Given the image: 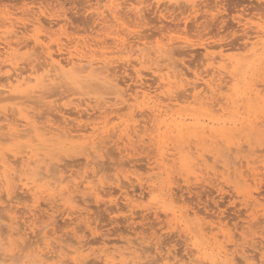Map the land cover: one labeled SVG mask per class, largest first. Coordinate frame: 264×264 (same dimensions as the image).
I'll return each mask as SVG.
<instances>
[{
    "label": "bare ground",
    "instance_id": "6f19581e",
    "mask_svg": "<svg viewBox=\"0 0 264 264\" xmlns=\"http://www.w3.org/2000/svg\"><path fill=\"white\" fill-rule=\"evenodd\" d=\"M168 1L169 3L172 2L171 4L176 3V5H181L180 3H182L180 0ZM168 1L166 0L167 3H164L165 1L163 0H89V11L95 16L94 26L90 31V35L85 34L82 36H71V32L68 33L66 31L65 25L70 20V16L65 10L62 13H54V11H50L52 8L49 7L48 10L42 7V4L37 7L36 5L34 7L23 6V15L18 17L16 16L17 13L10 11L11 9L9 11L0 9V100H18L19 111L17 112H20V115L17 116L15 110L16 114L1 111L0 147L4 140L10 139L18 142L27 140L26 146L30 148V150L26 151V155H20V157L18 155L22 152L15 151L13 148L9 152L0 154V211L8 210L9 214L5 216L10 217V220L14 221L7 229L5 227V231H3L4 223H1L2 213H0V244L5 246L0 252V264H37V262L39 264H49L50 261L55 260H66L71 262V264H77V262L89 264L90 260L91 262L94 260L90 259V256L96 254L97 250H99V253L96 257L104 258L105 264H149V261H155L148 254L147 246H144L147 249L143 247L140 239L133 240V238H127L128 236L118 239V242H114L115 240L105 236L99 237L100 239H96L97 237L95 236V240L78 238L72 242L70 241L71 239L69 240L70 237L66 238L68 235L65 236L63 233V236L59 235V230H57L58 228L53 218V220L51 219L52 221L46 222L42 229H39L41 230L38 231L40 233L44 231L41 238L36 233L34 235L38 238L34 237L35 239L32 240L30 234L32 232L35 233L36 228H39L36 227L40 219L36 208L40 207L39 198L43 194L50 196V198L51 196L57 198V200L67 199L76 207L79 204H83L84 206L79 209L72 208L75 210L69 211L68 214L71 215L78 212L79 215L76 219L85 221L84 225L86 226H83L91 230L92 233L96 232V227H93V223L89 219L90 216H88L91 206L89 205L91 200L88 203L86 198L88 194L90 197L94 196L96 201L108 196V201L115 203L113 205L116 209L128 208L132 214L135 212L136 214L147 212L146 214L150 213L149 215H154L159 220L164 214V216L169 218L167 221L168 228L173 227V225L179 227L185 224L188 232H194V227L202 234L211 232L210 238L214 239V243L200 239L197 237L196 231L194 237L191 235L193 238L191 244L188 243L191 246V248H187L189 252L179 255L173 249L174 253L171 249H168V259L165 260L168 264H171L170 259H174L176 263L184 261L181 264H229V261L233 260L236 261V264H239L240 261L250 259L251 255H249V252L254 248L259 249V245L247 241L248 238L245 236L247 233L243 230L241 231L245 227L244 224L252 225L255 220L261 218L260 215L264 216V213L258 214L261 208L258 209L257 206L263 193H261L259 187L256 191L252 190L243 193L245 202L243 201L242 204L246 205V209L245 212H241L236 217L240 218L245 213H248V215H244L247 217L243 216V225H239L242 223L241 221L240 223L239 221L236 222L232 231L225 227L223 212L220 210L216 215L209 212L210 214L207 217L210 220L206 217L207 220L203 221L200 218L199 210L195 208L185 211L177 209L178 205L176 206L175 203L180 201L181 198H177V195V199L174 197L177 190L176 192L173 191L175 186L173 187V182H168L167 179H171L175 168H178L184 174L195 173L197 175L196 166L199 160L195 153L196 151L193 150L196 149L198 152L200 146L197 143L193 147L191 145L192 142L189 143L190 141L197 139L199 142L201 140L217 142L220 138L226 141L225 149L222 150L221 148L220 151L224 153L227 160L231 161L230 158L233 157L231 162L224 161L222 166L218 164L223 167L225 172L231 173V176L235 172L238 174L240 181L248 182L250 180L251 183L264 176V154H258V152L264 151V148L254 149L250 147V151L247 154H243L245 144L243 145L242 138L237 139L236 137L237 133L241 136L246 130L262 131L260 127L262 124L259 125V118L264 117V83L262 87L259 86L260 83L255 82L253 77L258 75L262 77L261 74L264 73V34H262V31H264V19L256 22L253 20V16L250 17L251 14L248 15L250 17L248 18L241 11V14L237 18L235 16L234 19L235 21L237 19L236 23L238 24L235 25V29L237 28L236 26L241 29L236 31L243 33L244 43L242 44L241 42L239 45H234L236 43L233 41L234 44L231 46H226L225 44L224 46L222 45L223 43L215 44L217 41L213 45L202 43L204 51L198 60H202L201 66L203 65L204 67L202 66L201 71H199V67L197 70H192L186 62L182 61V63L186 64L185 66L174 60L177 53L181 51L183 53L184 50L179 51L180 48L184 47L182 44H186L187 47L190 46L189 38L182 36L183 32L181 31L183 24L188 25L189 16L186 15L184 18L182 16L183 20L178 21L174 16L175 12L173 15L170 12L173 17L170 16V13L167 15L168 12L165 11V13L164 10H169L168 6L170 4H168ZM183 1V3L187 2L186 8L191 11V15L196 17L199 14L197 12H201L200 16L202 14L200 7L204 9L206 6L204 2L205 6L203 8V5L201 6L198 0ZM84 2L87 1L85 0ZM222 3H224L223 0ZM166 4L168 5L166 6ZM141 5L146 7H141ZM149 7L156 8L155 14L158 13L156 16L159 17L158 20L162 25L160 33L163 39L157 41V43L151 42L148 36L150 33L148 32V35L143 33L145 28H141L142 21L145 19ZM183 8L185 7L183 6ZM260 9L264 8L261 7ZM207 10L209 11L208 8ZM182 11L184 12L183 9ZM183 12L181 13L183 14ZM187 12L186 14H188ZM214 12L211 11V13ZM218 12L216 11L215 15ZM205 13L208 15V12ZM261 13L263 12L261 11ZM203 15L201 18H203ZM166 19H170L174 24L166 23ZM37 20L39 21L38 23H36ZM221 21L223 22V24L221 23L222 26L229 25L227 23L224 24V19ZM202 22L204 23V18ZM146 24L149 25L148 22ZM148 25L146 28L150 31V28L153 27L149 28L150 25ZM186 26L183 27L185 28ZM55 27L58 29L55 30L56 32L53 31ZM180 31L182 32L180 33L181 35L179 34ZM230 36L232 35L230 34ZM178 44L182 45V47H178ZM31 47L33 48L32 51L30 50L32 49ZM39 47L40 51L42 49V53L39 51ZM21 48L27 50L21 52ZM217 48L219 49L217 50ZM232 48H235V50L237 48L236 51L242 50L243 52H238V55H232L230 53ZM192 50L195 52V48ZM187 51H189V47L184 52L186 53ZM193 56L191 55V57ZM191 57L189 58L190 61ZM118 63H120V66L122 64L127 69H130V71L132 70V72L129 71L128 73L129 80H125L122 78L123 76L118 75L119 72L116 68L122 67L124 69ZM125 69L122 71L123 74L127 70ZM262 81H264L263 77ZM73 85H76L77 88L81 87V89L89 88L95 95L78 98L77 100L70 99V106H73H68L69 108H67L66 104L65 109H62L61 106L55 108L54 106L56 105L54 103L56 100L52 98L58 91H62L63 87ZM69 97L65 96L62 100ZM69 103L67 104L69 105ZM44 106L51 107L53 111L46 109V112H40L39 110L42 109L41 107L44 108ZM13 109L14 107H12V111ZM56 110L58 111L56 112ZM72 110H75L77 115ZM124 110H127V112H124ZM54 111L55 113L59 112L60 114H58L61 115V118L57 119ZM84 118L87 120L92 118L94 120H90V122L86 120L85 122L87 123H83ZM56 137L62 141L61 143L64 146L71 149L80 142H83L85 146L82 147L83 149L91 148L85 154L87 166L91 167L90 171L87 170V172L80 175L76 173V175L74 174L75 172L69 173L66 162L63 164L60 163V160L53 162L54 156L52 157V150L47 148V144H51ZM147 143L156 152L152 162L154 165L148 170V175L134 173L135 177H132V174H127L125 179L128 181L126 180L125 183L122 181L120 174L116 177L114 176L111 183L100 177L103 167L101 168L99 164L102 161L101 158L104 155L106 156L104 151L108 152L106 150L108 145L111 144V147H113L112 144L118 147L122 145L124 148L121 147L122 152H132ZM221 145L224 144L221 143ZM109 147L108 149H110ZM246 147L248 148V146ZM117 154L119 155V153ZM118 155L116 156L118 157ZM138 158L142 160L143 157ZM62 159L64 158L62 157ZM208 159L211 160L212 158L208 157ZM104 161L103 163L105 164ZM131 161L129 160V162ZM21 162L27 164L30 171L28 175H17L15 164L17 166ZM128 164L130 163L127 162L126 165ZM136 164L134 162V164L129 166L139 168V165L137 166ZM218 165L215 163L216 167ZM18 166L17 169H20V166L19 168ZM155 169L160 170L161 176L158 172H155ZM202 173L204 174V172ZM164 174H168V176L162 179ZM214 174L216 179L219 180L221 173L218 169L214 170ZM175 177L176 179L178 178L177 175ZM190 180L189 178L186 179L188 182L187 188L189 189L191 188L189 185ZM207 180H209L208 177ZM17 182H20V184ZM222 182L224 183L225 180ZM107 183L111 185V187L108 186L111 189H107ZM136 183H138L137 187ZM220 183L221 181L218 182V184ZM113 184H117V189L121 192V204L119 199L117 200L114 197L116 191L113 190L115 189L112 187ZM138 185L140 188H138ZM17 188L23 190L26 194L25 198L30 196L34 201L32 206H28V212L31 213V223L28 227H24L22 224L20 225L23 227L17 226L20 220H18L20 217L18 215V205H20L21 200L23 201L21 194L13 195V193H16ZM219 189L224 190L220 186ZM5 191L7 196L4 199L5 196L2 192ZM18 193L19 191L16 194ZM237 193H239V190H237ZM149 196V203L145 204L144 201ZM30 198H28V201ZM190 198L188 197V199ZM223 203L221 202V204ZM138 207L140 212L136 210ZM19 209L21 211V208ZM216 209L218 208L216 207ZM75 221L73 219L72 223ZM69 223L68 226H70ZM163 223H165V219ZM83 226L80 227L84 228ZM252 226H249V228ZM75 227L77 230L78 226L76 225ZM234 228L237 229L236 231H240V236L238 237L246 240L244 243L238 242L236 238L238 234L236 233L237 235H235ZM174 229L176 230L177 228ZM174 232L176 235V231ZM222 235L228 241V244H226L227 241L225 242V240V243L220 242V236L222 237ZM145 238L147 237L145 236ZM98 244L100 247L96 248L95 246ZM255 256L258 259L257 253H255Z\"/></svg>",
    "mask_w": 264,
    "mask_h": 264
},
{
    "label": "rangeland",
    "instance_id": "374dc122",
    "mask_svg": "<svg viewBox=\"0 0 264 264\" xmlns=\"http://www.w3.org/2000/svg\"><path fill=\"white\" fill-rule=\"evenodd\" d=\"M85 0H0V9H2V10H10V11H12L13 13H17L16 14V16H18V17H21L22 15H23V13H22V7L24 6H26V7H34L35 5H36V7L37 6H39V5H41L42 7H45V8H47L48 10H49V7L50 8H52V10L50 9V11L51 12H53L54 11V13H59V12H61L62 13V11H64L65 10V12H68V16H70V20L66 23L67 25H65V28H66V31L68 32V33H70V35L72 36H82V35H90V31L92 30V27L94 26V15L89 11V6H88V1L89 0H86L87 2H84ZM163 1H165L164 3H167L166 2V0H163ZM168 1V0H167ZM182 3H180L181 5H176V3H173V4H171V3H169V1H168V4H170L169 6H168V8H169V10L167 11V9L166 10H164V12L166 11V12H168L167 13V15H169V13L171 12L172 13V15H173V13L175 12V13H177V15H178V17H177V15H175V13H174V16H175V18H177V20L178 21H180V20H183L182 19V16H183V18L184 17H186V15H188L189 16V18H190V20H189V18H188V25L186 26L185 24H183L182 26H181V31L183 32H179V34L180 33H182V36H185L188 40H189V44H190V46H188L189 47V51H187L188 52V54H187V52L185 53L184 51H186V49L188 50V47H187V45L186 44H182L184 47L183 48H186V49H183V48H180V50H179V48L178 47H182V45L180 46L179 44V46L177 47L178 48V50L179 51H181V50H184L183 51V53H182V51L181 52H179V53H177L178 54V56L180 57H178L177 56V54L175 55L176 56V58L174 57V60L177 62V61H179V62H177V63H179L180 65H185L186 66V64H184L185 62L188 64V65H190V67L189 68H191L192 70H197L198 69V67H199V71H201L202 70V66H201V62H202V60L200 61V60H198V59H200V57L203 55V51H204V49H203V47H202V43H207L208 45H213V43L215 42V41H217V43L215 42V44H222V45H228V46H231V45H233L234 43H233V41L236 43V44H234V45H239L241 42H242V44L244 43L243 41V33L241 34V31H236V30H241L238 26H236L237 28L235 29V25H238L236 22H237V19H236V21H235V16H236V18L239 16V14H241L240 12L242 11V14L243 15H247V17L248 18H250V17H252L253 18V20L254 21H262V19H264V16H263V14H264V9H260L261 7L262 8H264V0L262 1V0H223V2L224 3H222V0H201V2H200V0H198V2H199V4L204 8V6H205V8L204 9H201V7H200V10L202 11V14H201V16L203 15V13H204V15H203V18H204V23L202 22L203 21V18H201V16H200V11L199 12H197V13H199V14H197V17L196 16H194V15H191V11H189L187 8H186V4H187V2L186 3H183L184 1L183 0H180ZM216 1V2H215ZM218 1V2H217ZM252 1V2H251ZM254 1V2H253ZM34 2V3H33ZM203 2V3H202ZM206 4H205V3ZM241 2V4H239ZM244 2H245V4H244ZM216 3V4H215ZM220 4V5H218V4ZM257 3V4H256ZM258 3H260V4H258ZM168 4H166V6L168 5ZM184 4V5H183ZM205 4V5H204ZM223 4V5H222ZM171 5H172V7H171ZM175 5V6H174ZM217 5H218V7H217ZM47 6V7H46ZM181 6V7H180ZM183 6L185 7V8H183ZM225 8H224V7ZM258 6V7H257ZM259 6H260V8H259ZM62 7V8H61ZM64 7V8H63ZM179 7V8H178ZM199 7V6H198ZM229 9H228V8ZM150 8V9H149ZM148 8V10H147V14H148V16H147V14L145 15V19L142 21V26H141V28L143 29V28H145V29H143L144 30V32L143 33H145V34H151V32H152V34L150 35H148L149 37V39H150V41L151 42H154V43H157V41H161L163 38H161L162 37V34L160 33V30H161V24H160V22H159V17L158 16H156V15H158V13L157 14H155L156 13V8H154L153 9V7H149ZM176 8H178V9H176ZM207 8L209 9V11L207 10ZM251 8V9H250ZM256 8V9H255ZM259 8V9H258ZM171 9H173V10H176V11H172ZM182 9L184 10V12L182 11ZM185 9H186V11H185ZM216 9H218L219 10V12H218V10H216ZM205 12H208V15H207V13H205ZM154 13H153V12ZM188 11V12H187ZM211 11L212 12H214V13H211ZM216 11L218 12L216 15H215V13H216ZM233 11V12H232ZM261 11L263 12V13H261ZM152 12V13H151ZM165 12V13H166ZM181 12H183V14L181 13ZM186 12L188 13V14H186ZM229 12V13H228ZM238 12V13H237ZM250 12V13H249ZM252 12V13H251ZM255 12H256V14H255ZM19 13H20V16H19ZM171 13H170V16H171ZM223 13V14H222ZM225 13V14H224ZM261 13V14H260ZM191 15V17H190V15ZM209 14H211V15H209ZM221 14V15H220ZM233 14H234V16H233ZM251 14V15H250ZM156 17H155V16ZM206 15L208 16L207 17V19H206ZM212 15H215V16H212ZM223 15V16H222ZM226 15H227V18H226ZM248 15H250V17L248 16ZM261 15H262V17H261ZM194 16V18H192ZM93 17V18H92ZM171 17H173V16H171ZM211 17V18H210ZM212 17H215V18H212ZM221 17V18H220ZM254 17H256V18H254ZM211 20H210V19ZM226 18V19H225ZM251 18V19H252ZM259 18V19H258ZM148 19V20H147ZM150 19V20H149ZM219 21H218V20ZM224 19V24H229V25H223L222 26V24H223V22L221 21V20H223ZM256 19V20H255ZM147 20V21H146ZM154 20V22H152ZM167 20V21H166ZM165 20V22L166 23H168V24H170V25H173L174 23L170 20V19H166ZM170 20V21H169ZM230 22H229V21ZM151 21V22H150ZM177 21V22H178ZM209 21H211V22H209ZM215 23H214V22ZM234 21V22H233ZM144 22H148L149 23V25L148 24H146V23H144ZM156 22V23H155ZM207 22V23H206ZM70 23V24H69ZM145 25H144V24ZM176 23V22H175ZM212 23H214V24H212ZM217 23V24H216ZM222 23V24H221ZM156 24V25H155ZM204 24V25H203ZM232 24H234V25H232ZM147 25L149 26V28L150 27H153V28H150V31H149V29L148 28H146L147 27ZM216 25V26H215ZM183 26H186L185 28H186V30H185V28L183 27ZM218 26H219V28H218ZM220 26H222V27H220ZM228 26V27H227ZM134 27V26H133ZM156 27H158V28H156ZM161 27V28H160ZM217 27V29H219V30H217V29H215ZM231 27V28H230ZM233 27V28H232ZM57 27H55L54 28V32H56L55 30H58V29H56ZM140 28V29H141ZM160 28V29H159ZM225 28V29H224ZM226 28H228V29H226ZM230 28V29H229ZM70 29V30H69ZM147 29V30H146ZM200 29V30H199ZM232 29H234V30H232ZM79 30V31H78ZM189 30V31H188ZM223 30V31H222ZM227 30H229V31H227ZM206 31V32H205ZM212 33H211V32ZM221 31V32H220ZM149 32V33H148ZM154 32V33H153ZM158 32V33H157ZM204 32V33H203ZM220 32V33H219ZM228 32V33H227ZM234 34H233V33ZM239 32V34H237ZM45 33V32H44ZM43 33V34H44ZM83 33V34H82ZM156 33H157V35H156ZM160 33V35H158ZM187 35H186V34ZM191 34V36H189L190 34ZM226 33H227V35H226ZM230 34L232 35V36H230ZM181 35V34H180ZM235 35V36H234ZM64 36V35H63ZM214 36V37H213ZM237 36V37H236ZM241 37L240 39H239V37ZM65 37V36H64ZM154 37V38H153ZM191 37V38H190ZM193 37V38H192ZM233 37H234V40H233ZM152 38H153V40H152ZM217 38V39H216ZM220 38V39H219ZM65 39V38H64ZM149 39H147V40H149ZM232 39V40H231ZM197 40V41H196ZM222 40V41H221ZM239 40V41H238ZM242 40V41H241ZM66 41V40H65ZM194 41V42H193ZM209 41V42H208ZM225 41V42H224ZM149 42V41H148ZM192 42V43H191ZM150 45V44H149ZM224 45V46H225ZM176 46H177V44H176ZM186 46V47H185ZM32 48V47H31ZM195 48V52L192 50V49H194ZM190 49H191V51H190ZM219 48H217V50H218ZM22 50V51H21ZM21 52H24V50L26 51L27 49H25V48H21ZM31 51L33 50V48L32 49H30ZM29 50V51H30ZM37 50H38V48H37ZM236 50H237V48H236ZM235 50V48H232V49H230V53L232 54V55H238V52L240 53L242 50H240V51H236ZM39 51H40V47H39ZM38 51V52H39ZM41 51H42V49H41ZM40 51V52H41ZM196 53L195 55H194V53ZM229 52V51H228ZM233 52V53H232ZM243 52V51H242ZM42 53V52H41ZM41 53H40V55H41ZM180 53H182V54H180ZM185 53V55H183ZM193 56V57H191V55ZM202 53V54H201ZM229 53V54H230ZM36 54H38V53H36ZM190 55V56H189ZM196 55H197V57H196ZM183 57H185V58H183ZM191 57V61H190V58ZM196 57V58H195ZM194 59V60H193ZM182 61L184 62V63H182ZM188 61H189V63H188ZM193 61V62H192ZM200 61V62H199ZM199 62V63H198ZM191 63V64H190ZM116 65H117V63H116ZM118 65L120 66V63H118ZM199 65V66H198ZM121 66H123L122 64H121ZM120 66V67H121ZM117 67V66H116ZM124 67V66H123ZM204 67V66H203ZM122 68V67H121ZM119 68V67H117L116 68V70L119 72V76L121 75V76H123L122 78L123 79H125V80H129V75H128V73H129V71H130V69H127L126 67H124V69L126 70L124 73L125 74H123V72L122 71H124V69L122 68ZM121 69V70H120ZM130 72H132V70L130 71ZM123 75H122V74ZM262 75V77H263V79H264V73H262L261 74ZM125 76V77H124ZM128 76V77H127ZM262 77L260 76L259 77V75L258 76H255V77H253V80L256 82H259L260 84H259V86H261L262 87V84L264 83V81H262ZM257 78V79H256ZM259 78H260V80H259ZM261 81H262V83H261ZM258 84V83H257ZM91 95H95V93H93V91L92 90H89V88H84V89H81V87H79V88H77V86L75 85H73V86H65V87H63L62 88V91H58V93L52 98V99H55L56 100V102L54 103V105H56V106H54L55 108L56 107H58V106H61V108L62 109H65L66 108V105H67V108H69V107H71V106H73V105H71L70 106V99H74V100H77L78 98H84V97H89V96H91ZM65 96H70L69 98H65V99H63L62 100V98L63 97H65ZM17 101L18 100H11V99H4L3 101H1L0 100V114H1V111L2 112H5V111H7L8 113H10V112H12V113H15L17 116H19L20 115V112H17V111H19L18 110V105H17ZM69 103V105L67 104V103ZM66 104V105H65ZM65 105V106H64ZM69 106V107H68ZM9 107H11V108H9ZM12 107H14V109H13V111H12ZM15 107H16V109H15ZM47 107V108H46ZM9 108V109H8ZM42 109H40L39 111L40 112H46V109H49L50 111H53V109L51 110V107H48V106H44V108L43 107H41ZM8 109V110H7ZM9 110H11V111H9ZM14 110H15V112H14ZM48 111V110H47ZM58 110H56V112H57ZM73 112H75V110H72ZM73 112H71L73 115H74V113ZM124 112H127V110H124ZM12 113H10V114H12ZM59 113V112H58ZM58 113H55V111H54V115L57 117V119L58 118H61V115H59ZM59 115V116H58ZM75 115H77L76 114V112H75ZM95 117H96V115L94 116V119H95ZM85 118H86V116H85ZM84 118V119H85ZM83 119V123H87V122H90V120L92 121V120H94V119H90V120H87V119H85L84 120ZM87 120V122H85ZM260 124H262V125H260ZM259 125H260V127H261V129H262V131L261 132H258V131H248V130H246L245 132H243L242 134L243 135H238V133H237V135H236V137H237V139L238 138H242V142H243V145L245 146L244 148H245V151H243L242 153L243 154H247L250 150V147H252V148H258V149H262V148H264L263 146H264V117H260L259 118ZM6 131V130H5ZM56 139H57V141H56ZM196 139V138H195ZM219 140L221 141L220 143H219ZM217 142H211V141H200L199 142V140H194L193 139V141H190L189 143H191V145L194 147L197 143L199 144V146H200V149H199V151L197 152V150L196 149H194L193 151H196L195 153H196V155H197V157H198V164H197V166H196V171H197V175L195 174V173H189V174H187V173H185L184 174V172H181L178 168H175L174 170H173V173H172V175H171V179L169 180V179H167V181L168 182H173V187L175 188V190L173 189V191L174 192H176V190H177V192H176V194H175V198H176V195H177V198H181L180 199V201H178V202H176L175 203V205L177 206L178 205V207H177V209H179L180 211H185V210H188V209H193V208H195L196 210H199V212H200V218L203 220V221H206L207 219L208 220H210V218L209 217H207V215H209L210 213H212V214H214L215 213V215L216 214H218L219 213V210L220 211H222L223 213H222V216H224V223H225V227L226 228H228V229H233V225L236 223V222H238L239 221V223H240V221L242 222V218H243V216L244 215H248V213H245L242 217H240V218H237L236 216L237 215H239V214H241V212H245V209H246V205L245 204H242L243 203V201L245 202V197H243L244 195H243V193L244 192H249V191H256V189L258 188L260 191H261V196H260V203H258V206H257V208L258 209H260V212L258 213L259 215L260 214H263L264 213V176H262L261 178H259L256 182L255 181H252V183L250 182V180L248 181V182H243V181H240V179H239V176H238V174L237 173H233V176H231V173H229V172H225V170L223 169V167H220V166H222L223 165V163H224V161H228V162H231L232 160H233V157L232 158H230L231 159V161L228 159L227 160V157L224 155V153L222 152V151H220L221 150V148H222V150H224L225 149V147H226V141H224L223 139H219ZM55 141V142H54ZM54 141H52L51 142V144H47V148L48 149H50V150H52L51 151V154L53 153V155H52V157H53V162L54 161H57V160H60V163H64V162H66L67 164H68V168H67V170L68 171H70L69 173H74V174H78V175H80V174H83V173H85V172H87V170L88 171H90V169H91V167L90 166H87V162L85 161L86 159H85V154L87 153V151H89L88 149H91V148H89L88 147V149H83L82 147H85L84 145H83V142H80V143H78V144H80V145H78V144H76V145H74L72 148L73 149H71V148H69V147H67V146H64V144H62L61 142V140H59L57 137L55 138V140ZM196 141H198V142H196ZM36 142H38V141H36ZM35 142V143H36ZM60 142V143H59ZM252 142V143H251ZM26 143H27V140H24L23 142H18L17 140H10V139H6V140H4L3 142H2V146L0 147V154L1 153H3V152H9L10 151V149H12L13 148V150H15V151H18V152H22L21 154H19L18 155V157H20V155H26L27 153H26V151L27 150H30V148L28 147V146H26ZM221 143H223L224 145H221ZM247 144V145H246ZM24 145V146H23ZM81 145H83V146H81ZM111 145V144H110ZM110 145H108V147L110 146ZM150 144L149 143H147L145 146H143V147H145L144 148V150H143V147H138V149L137 150H134V151H132L133 152V154H132V152L130 151V152H128V151H124V152H122V149H121V147L123 148V146L121 145L120 147H118L117 145H114V144H112V146L113 147H109L110 149H108V147L106 148V150L108 151V152H106V151H104V154H106V156L104 155L103 156V158H101V163L99 164L100 165V167L102 168H105V169H103L102 168V171L100 172V177L103 179V180H106V181H110V183L113 181V179H114V176L116 177L118 174H120V176L122 177L121 179H122V181L125 183V181L127 180V179H125V175H129V174H132V177H135V174L134 173H136V174H142V175H148V173H149V171L148 170H150V168L154 165L152 162L154 161V158H155V156H156V152H154V150H153V147L152 146H149ZM218 145V146H217ZM257 145V147H255ZM75 146H77V147H75ZM216 146V147H215ZM246 146H248V148L246 147ZM74 147H75V149H74ZM114 147H117V148H115L114 149ZM112 148V149H111ZM213 148V149H212ZM244 148H243V150H244ZM23 149H25L24 151H23ZM124 149V148H123ZM142 149V150H141ZM209 149V150H208ZM212 149V150H211ZM248 151H247V150ZM58 150V151H57ZM114 150V151H113ZM58 153H57V152ZM86 151V152H85ZM110 151V152H109ZM106 152V153H105ZM127 152H128V154H127ZM57 153V155H55ZM117 153H119V155L117 154ZM137 153H139V154H137ZM205 153H206V155H205ZM62 154V155H61ZM109 154V155H108ZM124 154H126V155H124ZM211 154V155H210ZM258 154H264V151H262V152H258ZM116 155H118V157L116 156ZM123 155V156H122ZM109 156V157H108ZM131 156V157H130ZM62 157L64 158V159H62ZM129 157H130V159H129ZM135 157H136V159H135ZM138 157H143L142 158V160L140 159V158H138ZM208 157H211L212 159L210 160V159H208ZM84 158V159H83ZM125 158V159H124ZM131 158H132V161H131ZM134 158V159H133ZM220 158V159H219ZM70 161H68V160ZM81 159V160H80ZM106 159V160H105ZM118 159H120V160H118ZM122 159V160H121ZM219 159V160H218ZM226 159V160H225ZM105 160V161H104ZM121 161L120 163L119 162H117V161ZM128 160V161H127ZM129 160L131 161V162H129ZM135 160V161H134ZM76 161H78L77 163H76ZM103 161L105 162V164L103 163ZM106 161H108V162H106ZM80 162V163H79ZM85 162V163H84ZM130 163V164H128V165H126V163ZM134 162H135V164L138 166L139 165V168H137V167H131V166H129V165H132V164H134ZM200 162H201V164H200ZM22 163V162H21ZM18 164L19 166H20V169H17V166H16V164H15V167H16V172H17V175H28V172H30L29 171V169H28V166H27V164L26 163H22V164ZM74 163V164H73ZM79 163V164H78ZM132 163V164H131ZM139 163H141V164H139ZM214 163V164H213ZM215 163L218 165L217 167L215 166ZM25 164V165H24ZM77 164V165H76ZM83 164V165H82ZM144 166H143V165ZM73 165V166H72ZM143 166V167H141V166ZM200 165V166H199ZM19 166H18V168H19ZM150 166V167H149ZM63 167V166H62ZM130 167V168H129ZM206 167V168H205ZM220 167V168H219ZM122 168V169H121ZM137 168V169H136ZM141 168V169H140ZM149 168V169H148ZM200 168H201V170H200ZM73 169H74V171H73ZM114 169V170H113ZM128 169V170H127ZM204 169V170H203ZM215 169H218L219 170V172L221 173V177H220V179L219 180H217L216 179V176H215V174H214V170ZM245 169V168H244ZM19 170V171H18ZM80 170V171H79ZM144 170V171H143ZM208 170H209V172H208ZM72 171V172H71ZM104 171V172H103ZM178 171H179V173H178ZM204 172V174H205V176H204V174L202 173V172ZM1 172V171H0ZM155 172H158V174H160V176H161V173H160V170L159 169H155ZM69 173H67V174H69ZM224 174V176H223V174ZM76 174V175H77ZM114 174V175H113ZM177 175V179H176V175ZM213 174V175H212ZM175 175V176H174ZM212 175V176H211ZM103 176V177H102ZM108 176V177H107ZM167 176H168V174H164L163 175V177H162V179H164V178H167ZM180 176V177H179ZM201 176V177H200ZM113 177V178H112ZM204 177H205V179H204ZM207 177H208V179L210 180V182H209V180H207ZM233 177V178H232ZM110 178H112V179H110ZM187 178H189V180H190V182H189V185H190V189L189 188H187L188 187V182L186 181V179ZM197 178V179H196ZM204 179V180H202V179ZM211 178V179H210ZM222 178V179H221ZM224 178V179H223ZM215 179H216V181H215ZM179 180V181H178ZM223 180H225V182L223 183L222 181ZM128 181V180H127ZM221 181V183L220 184H218V182H220ZM197 182H198V184H197ZM200 182V183H199ZM213 182H215V183H213ZM17 183H19L20 184V182H17ZM126 183H128V182H126ZM137 184L138 183H136V187H137ZM202 184V185H201ZM204 184V185H203ZM184 185H186V186H184ZM196 185V186H195ZM215 185V186H214ZM233 185V186H232ZM107 189H111L110 187H111V185H109V183H107ZM108 186H110V187H108ZM117 186V184H113L112 185V187H114L115 189H113V190H115L116 192L114 193V197L118 200L119 199V201H120V204L122 203V200H121V198H120V196L122 197V195H121V192H120V190H118L117 188H118V186ZM200 186V187H199ZM219 186L220 187H223V189L224 190H220L219 189ZM225 186V187H224ZM230 188H229V187ZM186 187V188H185ZM195 187V188H194ZM196 187H198V188H196ZM212 187V188H211ZM138 188H140V186L138 185ZM182 188V189H181ZM250 188V189H249ZM181 189V190H180ZM237 190H239V193H237ZM19 191V193L18 194H16L17 192ZM119 191V192H118ZM179 191H180V193H179ZM235 191V192H234ZM16 193H13V195L15 194V195H19V194H21L20 196L23 198V201L21 200V203H20V205H18V207L19 208H21V211H20V209L18 208V215L20 216L19 218H18V220L21 222H19L18 221V225L17 224H14V225H17V226H21L20 224H22L24 227H28L29 226V224L31 223V221H30V212H28V206H32V204L34 203V201H33V199L32 198H30V196H27L26 198H25V196H26V194L23 192V190H21L20 188H17L16 189V191H15ZM22 192V193H21ZM4 193V199L6 198V196H7V193H6V191L5 192H2V194ZM119 193V194H118ZM195 193V194H194ZM186 194V195H185ZM194 194V195H193ZM237 194V195H236ZM255 194L256 195H258L257 194V192H255ZM23 195V196H22ZM44 195V196H43ZM43 195H41V197L39 198V202H40V207H37L36 209H38V211H37V214H38V216H39V221L37 222V226L36 227H39V228H36V231H35V233L34 232H32L31 234H30V237H31V239L33 240V239H37L38 237L36 236V235H34V234H36V233H38V235L40 236L39 238H41V235H43V233H44V231H42L41 233L40 232H38V231H41V230H39V229H42L43 227L42 226H44L45 225V223L46 222H49V221H52L53 219L55 220V225L57 226V230H59V235L61 234L62 235V233H63V235H68V236H66V238L67 237H70L69 238V240L70 241H72L73 242V240L75 241V240H77L78 238H81V237H83V239H87V240H89V239H91V240H95L94 239V237L96 238V239H98L99 237L101 238V237H107V238H109V239H112V240H115L114 242H118V239H120V238H126L127 236V238H133V240H139L140 239V242L142 243V245H143V247L145 246H147V248H148V250H147V252H148V254H150V257L151 258H153V260H155V261H161V262H165V260H167L168 259V253H167V250L168 249H173L176 253H179V255H182V254H184V253H186L187 251L189 252V250L187 249V248H191V246H190V244H191V242H192V240H193V238H192V236L194 237L195 236V233H196V231H197V237H199L200 239H203L205 242H208V240L210 241L209 243H214L215 241H214V239L213 238H210V235H211V232H205V234H202L201 232L199 233L198 232V230H196L197 228L196 227H194V232H188V230H187V228H186V225L185 224H183L182 226H179V227H175L174 225H173V227L174 228H177L176 230L173 228V227H169L168 228V226H167V221H168V219L169 218H167L166 216H164V214L162 215V217H161V219L159 220V219H157L154 215H149V214H146L147 212H141V213H137L136 214V212L135 213H133L132 214V212L128 209V208H123V209H121V210H118V209H116V207L114 206L115 205V203H111V202H109L108 201V199H109V197L107 196V197H102V199H100V200H97L96 201V198L94 197V196H91L90 197V195L88 194V195H86V198H87V201H88V203H89V201L91 202L89 205H91L90 206V211H89V215L88 216H90V221L93 223V227H96V232L95 233H92L91 232V230H89L87 227H84V226H86V225H84V222L85 221H83V220H80V219H76V217H78V215H79V213L78 212H76V213H73V214H71V215H69L68 214V212L69 211H73V210H75V209H72V208H76V209H79V208H81V207H83L84 205L83 204H79V206H74L73 204H71L67 199H61V200H57V198H54V197H52L51 196V198H50V196H48V195H46V194H43ZM46 195V196H45ZM188 195V196H187ZM192 195V196H191ZM234 195V196H233ZM87 196H89V197H87ZM179 196V197H178ZM187 196V197H186ZM229 196V197H228ZM236 196V197H235ZM186 197V198H185ZM188 197L190 198V199H188ZM193 197V198H192ZM230 197H232V198H230ZM21 198V199H22ZM28 198H30L29 199V201H28ZM89 198V199H88ZM176 198V199H177ZM195 198V199H194ZM59 199V198H58ZM149 200H150V196H149V198H147L145 201H144V203L145 204H147V203H149ZM107 201V202H106ZM48 202H49V205H48ZM50 202H51V204H50ZM101 202V203H100ZM104 204H103V203ZM199 202V203H198ZM201 202V203H200ZM221 202H224L225 203V205H224V203L223 204H221ZM52 203H53V206H52ZM81 203H82V201H81ZM227 203V204H226ZM236 203H237V205H236ZM101 204V205H100ZM114 204V205H113ZM221 204V205H220ZM239 204V205H238ZM61 205V206H60ZM108 205V206H107ZM113 205V206H112ZM195 205V206H194ZM207 205V206H206ZM211 205H214V206H216L218 209H216V207H214V206H211ZM222 205H224V206H222ZM51 206V207H50ZM56 206V207H55ZM92 207H93V209H92ZM209 207H211V208H209ZM243 207V208H242ZM51 209V211H50V209ZM199 208V209H198ZM234 208V209H233ZM237 208V209H236ZM216 209V210H215ZM54 210V211H53ZM56 210V211H55ZM136 210H139V212H140V209H139V207H138V209L136 208ZM2 211V212H1ZM0 211V213H2V215H1V223L3 224V231H5V227H6V229L9 227V225L12 223V222H14V221H12V220H10V217H6L8 214H9V211L8 210H1ZM41 211V212H40ZM205 211V212H204ZM236 211V212H235ZM93 212H94V214H93ZM113 212V213H112ZM210 212V213H209ZM6 213V214H5ZM24 213V214H23ZM204 213V214H203ZM50 214L52 215L51 217H50ZM234 214H235V216H234ZM4 215V216H3ZM6 215V216H5ZM130 215V216H129ZM146 215V216H145ZM47 216V217H46ZM54 216V217H53ZM57 216V217H56ZM136 216H137V218H136ZM141 216V217H140ZM151 216V217H150ZM228 216V217H227ZM234 216V217H233ZM262 216L263 215H260V217L262 218ZM6 217V218H5ZM27 219H26V218ZM72 217H74V218H72ZM92 217H94V218H92ZM133 217H135V218H133ZM206 217H207V219H206ZM237 219H236V218ZM244 217H247V216H244ZM259 217V218H260ZM53 218V219H52ZM95 218H96V220H95ZM148 218V219H147ZM170 218H172V216H170ZM204 218V219H203ZM257 219V220H255L254 222H253V226L251 225V224H244V228H242L241 229V231L243 230V231H245V233H247V234H245V236L248 238L247 239V241H250L251 243H254L255 245H257L252 239H251V236L249 235V234H253V235H257L258 236V234H259V232L257 233V230L259 231L261 228H264V216H263V218L262 219ZM52 219V220H51ZM66 219V220H65ZM73 219H74V221H75V219H76V221L75 222H73L72 223V221H73ZM135 219V220H134ZM142 219V220H141ZM144 219V220H143ZM155 219V220H154ZM164 219H165V223H163L164 222ZM167 219V220H166ZM26 220V221H25ZM29 220V221H28ZM57 220V221H56ZM72 220V221H71ZM66 221V222H65ZM70 223H69V222ZM114 221V222H113ZM144 221V222H143ZM145 221H147V222H145ZM158 221H159V223H158ZM160 221H163V222H160ZM227 221H229V222H227ZM260 221V222H259ZM44 222V223H43ZM112 222V223H111ZM257 222V223H256ZM39 223V224H38ZM58 223V224H57ZM65 223H67V224H65ZM68 223H69V225L70 226H68ZM72 223V224H71ZM80 223V224H79ZM95 223V224H94ZM98 223V224H97ZM139 223V224H138ZM145 223V224H144ZM149 223V224H148ZM154 223V224H153ZM158 223V224H157ZM228 223H229V225H228ZM231 223H233V224H231ZM257 225H256V224ZM260 223V224H259ZM79 224V225H78ZM137 224V225H136ZM231 224V225H230ZM263 224V225H262ZM7 225V226H6ZM40 225V226H39ZM78 226L77 227V230L75 229L76 227L75 226ZM84 225V226H83ZM139 225V226H138ZM144 225V226H143ZM155 225V226H154ZM166 225V226H165ZM239 225H243V222L241 223V224H239ZM255 225V226H254ZM23 226H21V227H23ZM52 226V225H51ZM51 226H50V228H51ZM55 226V227H56ZM62 226H63V229H62ZM80 226H83L84 228H82V227H80ZM132 226V227H131ZM137 226V227H136ZM164 228H163V227ZM249 226H252L251 228H249ZM145 228V230H144V228ZM151 227V228H150ZM154 227V228H153ZM61 228V229H60ZM81 230H80V229ZM161 228H163V229H161ZM256 228V229H255ZM82 229H83V231H82ZM147 229H149V230H147ZM135 230V231H134ZM157 230V231H156ZM159 230V231H158ZM237 229H235L234 228V233H235V235H237L236 236V238H237V240H238V242L239 243H244L246 240H244V239H241V237H238V236H240V231H236ZM255 230V231H254ZM70 231V232H69ZM145 231V232H144ZM156 231V232H155ZM174 231H176V235H175V232ZM185 231H187V232H185ZM215 231H217V230H215ZM233 231V230H232ZM250 231H251V233H250ZM30 232V231H29ZM134 232V233H133ZM155 232V233H154ZM169 232V233H168ZM172 232V233H171ZM180 232V233H179ZM185 232V233H184ZM72 234V235H70V234ZM133 233V234H132ZM150 233V234H149ZM164 233V234H163ZM192 233V234H191ZM237 233V234H236ZM249 233V234H248ZM76 234V235H75ZM90 236H89V235ZM149 234V235H148ZM162 234V236H160ZM187 234V235H186ZM222 234V233H221ZM62 235V236H63ZM74 235V236H73ZM87 235H88V237H87ZM100 235V236H99ZM103 235V236H102ZM108 235V236H107ZM125 235V236H124ZM144 235V236H143ZM153 235V236H152ZM164 235V236H163ZM192 235V236H191ZM64 236V237H65ZM73 236V237H72ZM145 236L147 237V238H145ZM150 236V237H149ZM175 236V237H174ZM35 237V238H34ZM93 237V238H92ZM141 237V238H140ZM156 237V238H155ZM165 237V238H164ZM99 238V239H100ZM238 238H240V239H238ZM161 239V240H160ZM206 239V240H205ZM227 239V238H226ZM222 240V241H221ZM224 240H225V237L222 235V237L220 236V242H224ZM162 241V242H161ZM166 241V242H165ZM227 240H225V242H226ZM160 244H159V243ZM178 242V243H177ZM224 242V243H225ZM76 243V242H75ZM188 243H190V244H188ZM167 244V245H166ZM226 244H228V241L226 242ZM161 247H160V246ZM162 245H164V246H162ZM189 245V246H188ZM0 246H1V248H0V252L3 250V246L4 245H1L0 244ZM229 246V245H228ZM5 247V246H4ZM96 248H98V247H100V245L98 244V245H96L95 246ZM144 247V248H145ZM159 247V248H158ZM230 247V246H229ZM232 247V246H231ZM147 248H145V249H147ZM151 248V249H150ZM252 248V247H251ZM162 249V250H161ZM164 249V250H163ZM172 250V252L174 253V251ZM253 251V252H252ZM251 252H249V255H251V257H250V259H252V260H257V256H255V253H257V255H258V258H259V256H260V254H259V249H256V248H254L253 250H252ZM256 251V252H255ZM152 252V253H151ZM98 253H99V250H97V253L96 254H93L92 256H90V259H94L92 262H91V260L89 261V264H95V263H97V261H98V263L97 264H105V261H104V258H99L98 256L96 257V255H98ZM254 254V255H253ZM156 255H157V257H156ZM254 257V258H253ZM155 258V259H154ZM160 259V260H159ZM184 261H181V263H183ZM170 263L171 264H177L176 262H175V260L174 259H170ZM181 263H178V264H181Z\"/></svg>",
    "mask_w": 264,
    "mask_h": 264
},
{
    "label": "snow or ice",
    "instance_id": "6c2138e0",
    "mask_svg": "<svg viewBox=\"0 0 264 264\" xmlns=\"http://www.w3.org/2000/svg\"><path fill=\"white\" fill-rule=\"evenodd\" d=\"M141 7H146L145 5H141ZM30 23V21H28ZM39 21L37 20L36 23ZM262 34H264V31H262ZM251 236V239L259 245V252L260 256L257 260L248 259L247 261H240L239 264H264V228H261L259 230V234L253 235L249 234ZM243 236V234H242ZM83 239V237H81ZM39 264V262H37ZM49 264H71V262L66 260H55L50 261ZM77 264H84V262H77ZM149 264H168V262H161V261H149ZM178 264V262H177ZM229 264H236V261H229Z\"/></svg>",
    "mask_w": 264,
    "mask_h": 264
}]
</instances>
